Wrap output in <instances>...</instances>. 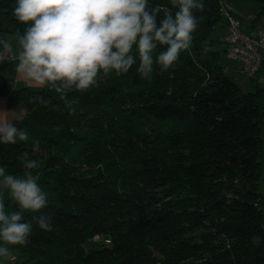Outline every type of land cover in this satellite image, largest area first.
Masks as SVG:
<instances>
[{
	"label": "trees",
	"instance_id": "trees-1",
	"mask_svg": "<svg viewBox=\"0 0 264 264\" xmlns=\"http://www.w3.org/2000/svg\"><path fill=\"white\" fill-rule=\"evenodd\" d=\"M252 1L254 28L264 0ZM203 3L192 45L174 67L161 71L155 56L164 46L154 51L156 81L137 72L133 46L128 73H101L86 92L67 93L78 101L74 113L49 86L10 93L26 107L16 127L29 140L0 143V166L22 172L27 152L49 193L47 208L24 213L30 242L11 246L21 264H264V84L250 76L253 88L243 91L224 73L214 49L221 43L226 54L214 36L217 24L226 28L223 0ZM15 7L0 0V34L18 37L28 27ZM5 204L16 210L10 195ZM40 214L53 217L51 231L33 221Z\"/></svg>",
	"mask_w": 264,
	"mask_h": 264
},
{
	"label": "clouds",
	"instance_id": "clouds-1",
	"mask_svg": "<svg viewBox=\"0 0 264 264\" xmlns=\"http://www.w3.org/2000/svg\"><path fill=\"white\" fill-rule=\"evenodd\" d=\"M204 7L203 0H171L170 6L152 5L150 0H16L14 16L28 27L18 34L15 71L30 85L49 86L74 113L78 101L68 99L67 93L86 92L97 85L101 73H128L136 63L133 46L139 58L137 72L143 78L154 71L153 53L158 47L164 50L155 56V64L161 71L174 67L180 53L192 45L198 27L194 11ZM158 16H162L159 23ZM0 45L12 52L7 41L0 39ZM34 99L51 103L42 96ZM28 140L27 129L17 128L13 121L0 122V143ZM33 148H39L38 140ZM20 160L22 175L0 166V264L12 255L11 246L30 242L33 223L25 220L24 213H40L48 207L49 193L38 182L39 161L27 152ZM3 190L16 210L6 206ZM33 221L43 230H52L51 215L40 214Z\"/></svg>",
	"mask_w": 264,
	"mask_h": 264
},
{
	"label": "built area",
	"instance_id": "built-area-1",
	"mask_svg": "<svg viewBox=\"0 0 264 264\" xmlns=\"http://www.w3.org/2000/svg\"><path fill=\"white\" fill-rule=\"evenodd\" d=\"M221 11L226 22L225 33L222 36L226 46V56L234 60L241 71L248 75L256 74L264 62V29L245 30L240 20L232 15L227 2L222 3ZM12 57V52L1 49V60H9ZM93 238L99 240L101 235L96 234ZM8 259L9 264L17 263V253L12 252Z\"/></svg>",
	"mask_w": 264,
	"mask_h": 264
},
{
	"label": "rangeland",
	"instance_id": "rangeland-1",
	"mask_svg": "<svg viewBox=\"0 0 264 264\" xmlns=\"http://www.w3.org/2000/svg\"><path fill=\"white\" fill-rule=\"evenodd\" d=\"M228 5L231 9L232 15L238 20H240L243 28L249 29L247 26L250 25L253 19L257 16L258 4L252 0H229ZM256 21H257L256 22L257 27H255V30L264 29V15L259 16ZM224 32H225V27L219 23L215 27L214 36L222 40V36ZM3 37H5V41H7L9 45L11 46L12 53L17 55L20 51L18 37L12 34L10 36L8 34H0V39H2ZM214 49H218L221 52L222 61L224 63V73L234 82H236L243 91H250L253 88V83L251 81L250 76L254 78V81L258 85L264 84V71L261 70L254 75H248L246 72H243L238 68L237 63L234 60H231L226 56L225 52L222 50L221 43L217 45ZM148 79H149V82L152 79L153 81H156L158 77H156L155 73L152 72L151 77ZM149 86H152V83H150ZM38 88L42 89V87H38ZM151 91L152 89H143V92L145 93H151ZM261 138H262V141H264V127H262L261 129ZM12 174L22 175V172H17V173H12ZM8 196H9L8 191L3 190L4 200H6ZM91 245L92 243L90 241L85 244L86 247H89ZM4 264H9V259L4 261ZM15 264H21V263L18 260L17 263Z\"/></svg>",
	"mask_w": 264,
	"mask_h": 264
},
{
	"label": "crops",
	"instance_id": "crops-1",
	"mask_svg": "<svg viewBox=\"0 0 264 264\" xmlns=\"http://www.w3.org/2000/svg\"><path fill=\"white\" fill-rule=\"evenodd\" d=\"M223 2H229V0H223ZM248 28L251 25L247 26ZM257 27V26H255ZM251 27V30L255 29ZM9 36L11 34H8ZM7 38V36H6ZM5 40V37L2 38ZM16 55L13 54V57L9 60H1L0 64L4 67V72L7 77V80L3 83H0V122L13 121L14 125L18 123L26 115V107L18 101H13L9 98L10 93L20 87H31L38 88V86L30 85L25 80H23L18 73L15 71V65L17 63Z\"/></svg>",
	"mask_w": 264,
	"mask_h": 264
}]
</instances>
